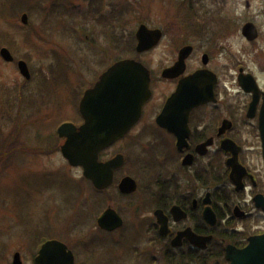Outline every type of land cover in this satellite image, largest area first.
Segmentation results:
<instances>
[{
  "label": "flooded vegetation",
  "instance_id": "obj_1",
  "mask_svg": "<svg viewBox=\"0 0 264 264\" xmlns=\"http://www.w3.org/2000/svg\"><path fill=\"white\" fill-rule=\"evenodd\" d=\"M234 1L165 0L167 15L154 21L150 15L136 17L131 4L104 0L91 24L86 17L71 22L81 39L86 32L98 39L96 48L76 47L81 56H92L83 65L87 72L102 75L115 63L135 60L147 69L151 90L139 121L116 143V157L124 158L116 171V229L93 227L115 244L136 231L140 237L106 260L95 238L83 240L88 257L81 262L72 243H66L76 264H230L229 247L244 250L250 238L264 233V159L258 128L264 56L258 55L252 62L258 64L251 66L235 54L233 58L226 42L237 33L254 44L262 33L248 18L249 1L243 13L232 7ZM150 10L147 3L146 11ZM249 23L258 32L254 40L244 34ZM142 28L148 39L139 52ZM101 40L108 47L116 41V56L100 49ZM81 98L72 102L68 116L78 128L84 123ZM126 177L137 182L136 192L121 193ZM233 177L242 190H237ZM158 212L166 226L158 222ZM209 214L215 217H206ZM82 227L83 239L94 234L90 225ZM70 230L74 238L73 227Z\"/></svg>",
  "mask_w": 264,
  "mask_h": 264
},
{
  "label": "rangeland",
  "instance_id": "obj_2",
  "mask_svg": "<svg viewBox=\"0 0 264 264\" xmlns=\"http://www.w3.org/2000/svg\"><path fill=\"white\" fill-rule=\"evenodd\" d=\"M164 1L116 0L119 6L133 5L136 17L150 15L154 21L167 15ZM246 1L251 8L248 18L257 23L261 38L247 44L240 34L232 33L226 42L233 58L235 54L241 62L256 66L258 63L252 62L258 55L264 56V0H236L232 7L243 13ZM103 2L0 0V49L10 46L14 58L27 62L32 74L25 81L16 62L7 63L0 56V264H11L16 252L21 254L24 264H34L37 241L33 240L42 234L62 238L67 244L71 242L79 262L88 257L83 251V240H99L101 247L96 248L106 260L114 250H126L130 239L140 237L136 231L115 244L111 237L93 229L92 218L102 207L101 210L109 207L116 210V192L110 189L96 194L85 182L82 170L71 168L64 159L61 154L64 140L57 136L58 127L70 116L79 87L88 86L100 73L86 71L83 65L88 63V54L83 57L76 48L84 45L88 50L96 48V34L86 32L81 39L71 30V22L86 17L91 24ZM147 3L151 5L150 12L146 11ZM18 4L25 9L14 12ZM24 13L29 15L28 25L21 22ZM100 49L116 56V41L108 47L101 40ZM160 57L157 55L156 59ZM9 94L12 96L7 102ZM19 94L22 97L18 100ZM134 149L138 154L139 148ZM128 150L133 153V149ZM115 155L116 146L103 159ZM129 169L138 172L137 167ZM81 223L90 225L94 234L83 239L80 234L83 227L79 225L77 238H72L69 229ZM102 248L109 250V254Z\"/></svg>",
  "mask_w": 264,
  "mask_h": 264
},
{
  "label": "water",
  "instance_id": "obj_3",
  "mask_svg": "<svg viewBox=\"0 0 264 264\" xmlns=\"http://www.w3.org/2000/svg\"><path fill=\"white\" fill-rule=\"evenodd\" d=\"M23 23H28V17H23ZM248 37L255 39L257 33L252 25L248 27ZM139 38L140 52L146 47ZM2 56L6 61H12L11 53L4 49ZM20 72L30 79V72L25 62L19 63ZM120 75V76H119ZM150 97L149 78L146 69L134 61H123L114 65L106 72L96 86L89 90L81 103L85 125L77 129L65 124L59 129V135L66 138L62 154L74 167H82L84 176L98 190H105L114 182L117 169L123 164L121 156L107 162L100 161L103 151L113 146L139 120L143 104ZM120 123V124H118ZM260 131L264 148V104L260 114ZM235 180V179H234ZM238 184V181L235 180ZM136 182L126 178L120 185L123 193L136 191ZM160 224L166 226L161 212L157 213ZM209 217H213L212 214ZM215 220L212 221V224ZM99 224L102 228L112 230L116 227V212L108 210ZM228 258L232 264H264V236L251 240L249 247L241 256ZM37 264H74V257L67 247L58 242H47L41 250ZM12 264H23L20 254H16Z\"/></svg>",
  "mask_w": 264,
  "mask_h": 264
}]
</instances>
